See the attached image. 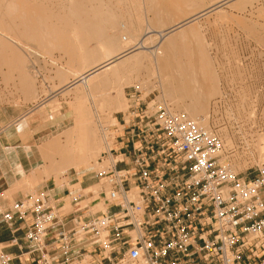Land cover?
<instances>
[{"label":"built area","instance_id":"built-area-1","mask_svg":"<svg viewBox=\"0 0 264 264\" xmlns=\"http://www.w3.org/2000/svg\"><path fill=\"white\" fill-rule=\"evenodd\" d=\"M234 50L238 61L223 68H238L245 85L261 50ZM224 78L213 122L230 94ZM143 91L128 95L130 156L115 157L112 147L101 154L91 172L97 190L69 193L70 209L46 190L29 194L0 211L2 223L13 232L16 222L27 225L35 264H264V164L253 176L236 173L216 127ZM12 262L0 251V264Z\"/></svg>","mask_w":264,"mask_h":264},{"label":"rangeland","instance_id":"rangeland-1","mask_svg":"<svg viewBox=\"0 0 264 264\" xmlns=\"http://www.w3.org/2000/svg\"><path fill=\"white\" fill-rule=\"evenodd\" d=\"M43 1L44 8L53 9L55 15H61L64 11L63 6L68 4L66 0ZM229 1L230 3L216 8L217 6L215 5L219 0H124V6L120 9L122 10L120 11L122 17L119 19V22L121 23L120 25L123 24L126 27L127 31L120 32L116 29V39L120 41L121 37L125 36L127 38L125 42L128 44L131 41L129 40L131 39L129 36L134 35L136 40L134 39L133 42H136H130L128 45L123 43L126 44L125 48L134 49L133 46H135L139 40H144L147 37L148 39L150 38V40L147 41V50H156L162 39L166 37L157 38L155 35L158 31H163V29H167V27L170 28V26L172 27L176 22L178 23L181 21L169 18L167 14H164L162 12L164 7H168V9L173 8L182 15L185 14L187 19L195 17V14L197 15L199 12V14L207 13L197 19L196 25L199 27L201 35L202 42L200 41V43L203 44V48L207 50L211 67L217 79V94L210 96L206 100L204 99L205 101H201V103H207L204 104V106L206 105L208 107L205 106V110L207 108L208 112L205 111L206 114H201L200 119L206 120L207 118L208 125L216 127L223 137L225 141L223 160L234 170H237V173L243 176H253L257 169L264 164V160H262V158L264 159V152L262 154L260 150V148H263L264 151V142L261 143L259 140L261 135L264 134V0H239V2L235 4V6L239 4L238 7L230 6L234 3L233 0H225V2ZM187 8H190L191 11H188ZM124 9L126 10L128 18ZM188 12L190 13L187 14ZM147 27H150L152 30L145 31ZM153 30H155V32H153ZM0 34V38L2 37L1 39L4 40L11 36V40L7 39V41H5L6 43L12 42V48H8V52L4 56L7 59L13 56L12 60L10 59V65H8V63L4 65L1 62L2 60H0V106H8L7 108L11 110L10 113L19 112L24 109L28 113L25 117L26 121H37V118L42 116L41 119L44 120L42 122L46 123L59 114V111L63 108V104L61 103L64 102V107L71 112V123L69 127H73L76 120L81 117V109L79 108L82 100L81 90L77 92L74 88L68 92H63L62 100L55 99L54 102L51 101V95L59 92L57 89L60 87V83L63 82L56 76L59 67L62 68L63 71H72L70 72L71 75L75 70L81 72L79 69L81 66L80 46L75 45L74 47V45H72L67 47L70 50L74 49L75 58L73 54L70 55L65 51L66 48H49L50 50L47 48L51 52L50 53L48 50H45L46 48H41L37 43L34 44V42L30 40L26 39V42H29L22 43L25 38H19V42V39L16 38L17 36L15 35L14 37L13 35L7 36L2 30H0ZM194 44L196 46L195 42ZM80 48H94V43ZM236 48H260L261 50L260 57L262 65L256 68V74L252 76V81L245 85L242 84L243 72H241V74L238 68L232 67L227 70L223 68L227 61H232V63L238 61V54L234 50ZM187 49L191 50V48ZM144 51H146V49ZM138 52H140V50ZM77 55H80V59ZM0 56L3 55L0 54ZM72 57L74 59H71ZM147 61L145 60L136 70H133L128 80L125 79L122 81V84H124L122 91L126 98V105L120 113L113 111L109 98V93L113 91L115 82H113V86L111 85L108 87L109 91L108 88H105L106 90L101 89L94 94L87 93L86 86H83L85 93L84 99L86 100L85 106L89 108L91 114L94 112L96 119L100 120V125L103 128L99 127L98 133L100 136L103 135V132L106 133L107 140L111 143V147L117 135L115 133V128L118 124L115 119L117 116L128 114L131 105L128 95L131 93L133 87L143 89L144 91L142 93L144 96L149 92H154L150 99L157 97L158 100L167 102L176 111H185L187 107L191 106L192 100L188 99L187 95L183 94L181 91H178V87L180 90V85L172 81L175 79L174 75L177 74L179 70L172 65L163 67L161 64L157 63L152 55L149 56ZM72 62H74V64H70ZM11 63L13 65L17 63L20 65L22 64L24 76H31L32 80L29 79V83L23 82L22 76H19L18 71L13 69L16 66L13 67ZM67 72L66 79L68 80L65 82L68 83L69 80L73 81L74 77L67 75ZM226 73L229 74L230 94L223 104L224 114L213 122L209 119V115L213 103L224 96V76ZM8 76L10 77L8 78ZM25 85H28L27 87L30 85V88L33 86L34 89L28 93L25 91L26 89H24L26 88ZM196 96L201 95L196 92ZM77 102L80 103L79 107L76 106ZM47 108L50 110L49 113ZM77 108L79 109L76 111L75 109ZM102 129L104 130L102 131ZM76 137L77 135L75 139ZM227 137L231 141V144L227 142ZM103 152L105 151L102 150L100 156ZM54 157L55 160L59 161L63 158L61 155H55ZM49 166L51 167V170H49L50 168L48 169L49 175L48 173L43 174V171H45L47 167V164L44 163L39 173L40 178L32 182H27L30 189L27 192L34 194L36 192V186L44 185L46 181L43 180V177L55 178L56 185L60 186L62 184H70L71 178L77 175H79L78 178L81 179V182L92 181L89 186L83 188L88 190L84 191L82 194L97 190L95 186L96 182L92 180L93 177L91 172L93 169L99 170V168L96 169L93 163H91V167L88 169H75L72 166L60 164L48 165V167ZM51 175L52 177H50ZM79 187V185L71 186L70 190H75ZM100 207L101 206H99V208ZM68 208L70 209V206H68Z\"/></svg>","mask_w":264,"mask_h":264},{"label":"bare ground","instance_id":"bare-ground-1","mask_svg":"<svg viewBox=\"0 0 264 264\" xmlns=\"http://www.w3.org/2000/svg\"><path fill=\"white\" fill-rule=\"evenodd\" d=\"M42 1L0 0V30L4 31L7 36L13 35L14 37L15 35L18 39L25 38L22 43L26 42V39L34 42V44L37 43L41 48H46L45 50L49 48H66L65 51L70 55L73 54V57H75V52H73L74 49L70 50L67 47L72 45H74V47L75 45L85 47L90 43H94V48H80L78 46L79 49H81V66L79 68L81 72L75 70L71 75L70 72L72 71L67 72V70H65L67 75L74 77L75 84H78V87L75 85L76 91L78 92L81 90L82 98L81 106L79 102L76 104V106H80L81 117L76 120V127L73 134L78 135L79 142L76 144L73 143L71 146L70 154L73 156V162L70 166L75 169H88L91 167V163H93L94 167L97 169L99 168L98 159L101 151L104 150L106 152L111 149V143L108 142L106 133L103 132V135H101L102 137L98 133L99 127H102L100 125V120L96 119L94 112L91 114L89 108L85 106L86 100L84 99L85 93L83 86H86L87 93L94 94L101 89L106 90L105 88H108L115 82L113 91L109 93V98L113 111L116 113L120 112L126 105V98L122 91L124 85L122 81L125 79L128 80L130 73L136 70L145 60L147 61L150 55H152L157 63L161 64L163 67L172 65L179 70L178 73L174 75L175 79L172 80L171 78V80L180 85V90L178 87V91H181L183 94L187 95L188 99L192 100L191 106L187 107L184 112L193 119L198 120L200 126L208 128L207 118L206 120L200 119L201 114H206V112H208V107L205 105L207 107L205 110L204 106V104L207 103H201V101L217 94V79L211 67L207 50L203 48V44L200 43L201 35L199 27L194 23L207 13L199 14V12L197 15L195 14V17L191 18V15V19H187L185 14L182 15L173 8L168 9V7H164L162 11L164 14H167L169 18L181 21L175 24L173 23L174 25L172 27H167V29H163V31L157 30L158 33L155 35L157 38L166 37H164L162 41L160 38L159 40L161 42L159 47L151 51L147 50V41H149L150 38L148 39L146 37V39L143 38L144 40H139L137 44L133 46L134 49L125 48L127 44L125 42L127 41L125 36V38L121 37L120 41L116 39V29L120 32L127 31L126 27L123 24L120 25L121 23L119 22V19L122 17L120 12L122 10L120 9L124 6V0H66L68 4L63 6L64 11L62 14L60 13L61 15H55L53 9L44 8ZM233 2L234 3L230 6L238 7L239 4L236 6L235 4L239 2V0H233ZM227 3H230V1L225 2V0H219L217 4L215 3V6H217L216 8H220ZM187 10L191 11L190 8H187ZM124 12L126 13L125 9ZM189 13L190 12L187 14ZM151 30L150 27H147L145 31ZM153 32H155V30H153ZM129 37H131V39L128 38L131 40L130 42H133L134 39L136 40L134 35H130ZM1 38L0 54L3 56H0V60H2L1 62L4 65H7V63L10 65V59L12 60L13 56L7 59L4 55L8 52V48L11 47L12 42L6 43L7 39H10L11 36L10 38L7 37V39H5L6 41ZM193 41L196 43V46ZM187 48H191V50ZM145 49L146 51H144ZM139 50L140 52H138ZM77 56H79L78 58L80 59V55ZM73 57L71 59H74ZM70 64H74V62ZM12 66H16L13 69L18 71L19 76H22L23 80H21L23 82L29 83V79L32 80L31 76H24L22 64H12ZM65 71L59 67L57 69L58 73L56 72L58 75L55 73L57 78H60L64 82L59 80L62 86L65 85L67 83L65 81L68 80L66 79L67 76ZM9 77L10 76H8V78ZM71 83L72 81L70 84ZM27 86L24 89L30 93L34 88L33 86L30 88V85L29 87ZM196 92L201 96H196ZM79 108L75 110L77 111ZM103 130L104 129H102V131ZM226 139L227 142L231 144L229 138L227 137ZM259 140L261 143L264 142V134L261 135ZM260 150L263 154V148H260ZM262 160L264 159L262 158ZM234 171L237 173V170Z\"/></svg>","mask_w":264,"mask_h":264},{"label":"crops","instance_id":"crops-1","mask_svg":"<svg viewBox=\"0 0 264 264\" xmlns=\"http://www.w3.org/2000/svg\"><path fill=\"white\" fill-rule=\"evenodd\" d=\"M70 82L69 80L65 85H60L57 89L59 92L51 95L52 102L55 99L62 100V93L68 91V89L71 90L78 87V84H75L74 80L71 84ZM61 104H63V108H61L59 114L46 123L42 122L44 121L41 119L42 116L38 117L37 121H26L25 117L28 113L24 109L19 112L10 113L11 110L7 108L8 106H0L1 212L6 211L13 202L19 201L30 194L27 192L30 190L27 182L40 178L39 173L44 163L47 164V167L43 171V174L48 173V175L49 170H51V167H48V165L60 164L70 166L72 164L71 146L73 143L79 142V137L77 135L75 139L76 135L73 134L76 123L73 127H69L71 112L64 107V102ZM47 111L48 113L50 112L48 108ZM126 120L127 115L125 114L124 116H117L115 119L118 126L115 128L117 135L112 144V151L115 157L127 160L130 156L131 145L128 144V126ZM55 155H61L63 158L60 161L55 160ZM78 176L71 178L70 184H62L60 186L56 185L55 178L43 177L46 183L36 186L35 190L36 192L41 190L50 192L57 202H65V205H63L67 208L68 194L81 193V189L92 183V181L81 182ZM75 185H79L80 187L70 190V187ZM26 227L25 223L16 222L14 228L17 231L13 232L2 223L0 216V251L12 255V264H35L34 255L31 253L32 247L25 240ZM14 239L16 243H13Z\"/></svg>","mask_w":264,"mask_h":264}]
</instances>
